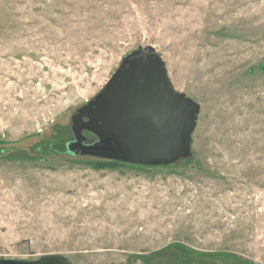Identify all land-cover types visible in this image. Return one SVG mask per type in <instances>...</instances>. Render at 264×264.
Listing matches in <instances>:
<instances>
[{"label": "rangeland", "instance_id": "374dc122", "mask_svg": "<svg viewBox=\"0 0 264 264\" xmlns=\"http://www.w3.org/2000/svg\"><path fill=\"white\" fill-rule=\"evenodd\" d=\"M148 46L200 105L191 156L64 152L70 115ZM263 62L264 0H0V260L264 264Z\"/></svg>", "mask_w": 264, "mask_h": 264}, {"label": "water", "instance_id": "95a60500", "mask_svg": "<svg viewBox=\"0 0 264 264\" xmlns=\"http://www.w3.org/2000/svg\"><path fill=\"white\" fill-rule=\"evenodd\" d=\"M264 71V62L261 65ZM200 105L176 91L151 46L122 56L95 97L70 115L73 155L142 166H168L191 156V136ZM87 131L96 137L86 143ZM0 264H70L62 255Z\"/></svg>", "mask_w": 264, "mask_h": 264}, {"label": "flooded vegetation", "instance_id": "af4514ba", "mask_svg": "<svg viewBox=\"0 0 264 264\" xmlns=\"http://www.w3.org/2000/svg\"><path fill=\"white\" fill-rule=\"evenodd\" d=\"M68 131H69V133H70V136L68 137V140L65 142V143H63V147H64V149H63V151L64 152H67V153H71V152H68L67 151V145H68V143L70 142V141H72V140H74V138H73V134H72V131H71V129H70V126L68 127ZM83 133V135H84V133H86L85 131H83L82 132ZM85 136V135H84ZM85 137H87V140L85 141L86 143H90L92 140H95V139H92V138H90V137H88V136H85ZM62 150H59L58 148H55L54 150H52V151H49V152H52L53 154L55 153V154H59V153H64Z\"/></svg>", "mask_w": 264, "mask_h": 264}, {"label": "trees", "instance_id": "16d2710c", "mask_svg": "<svg viewBox=\"0 0 264 264\" xmlns=\"http://www.w3.org/2000/svg\"><path fill=\"white\" fill-rule=\"evenodd\" d=\"M96 159V158H95ZM97 159H101V158H97ZM102 160H104V161H106V162H109L110 163V165L111 164H121V162H118V161H114V160H105V159H102ZM182 161H185V160H182Z\"/></svg>", "mask_w": 264, "mask_h": 264}]
</instances>
